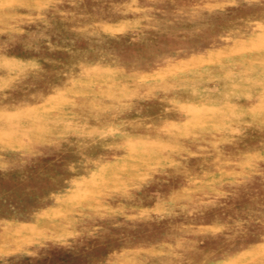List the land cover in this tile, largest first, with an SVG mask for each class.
Masks as SVG:
<instances>
[{
	"label": "rangeland",
	"instance_id": "1",
	"mask_svg": "<svg viewBox=\"0 0 264 264\" xmlns=\"http://www.w3.org/2000/svg\"><path fill=\"white\" fill-rule=\"evenodd\" d=\"M0 264H264V0H0Z\"/></svg>",
	"mask_w": 264,
	"mask_h": 264
},
{
	"label": "bare ground",
	"instance_id": "2",
	"mask_svg": "<svg viewBox=\"0 0 264 264\" xmlns=\"http://www.w3.org/2000/svg\"><path fill=\"white\" fill-rule=\"evenodd\" d=\"M186 128V127H185Z\"/></svg>",
	"mask_w": 264,
	"mask_h": 264
}]
</instances>
